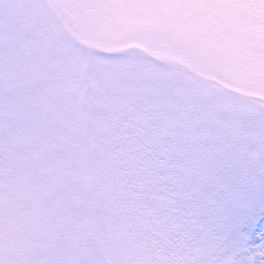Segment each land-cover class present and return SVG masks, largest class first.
<instances>
[{"label":"snow or ice","instance_id":"1","mask_svg":"<svg viewBox=\"0 0 264 264\" xmlns=\"http://www.w3.org/2000/svg\"><path fill=\"white\" fill-rule=\"evenodd\" d=\"M0 264H264V0H0Z\"/></svg>","mask_w":264,"mask_h":264}]
</instances>
